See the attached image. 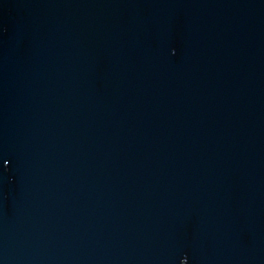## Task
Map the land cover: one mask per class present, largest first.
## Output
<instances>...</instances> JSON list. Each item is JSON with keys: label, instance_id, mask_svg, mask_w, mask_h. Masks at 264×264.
Instances as JSON below:
<instances>
[{"label": "water", "instance_id": "95a60500", "mask_svg": "<svg viewBox=\"0 0 264 264\" xmlns=\"http://www.w3.org/2000/svg\"><path fill=\"white\" fill-rule=\"evenodd\" d=\"M185 258L264 264V0H0V264Z\"/></svg>", "mask_w": 264, "mask_h": 264}, {"label": "snow or ice", "instance_id": "6c2138e0", "mask_svg": "<svg viewBox=\"0 0 264 264\" xmlns=\"http://www.w3.org/2000/svg\"><path fill=\"white\" fill-rule=\"evenodd\" d=\"M7 165H8V161L5 160V161H4V168H3L4 172H7V171H8V167H7ZM180 264H188V260H187L186 258H185V259H182V260L180 261Z\"/></svg>", "mask_w": 264, "mask_h": 264}]
</instances>
